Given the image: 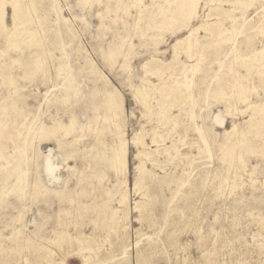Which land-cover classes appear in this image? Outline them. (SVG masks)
<instances>
[{"label": "rangeland", "instance_id": "374dc122", "mask_svg": "<svg viewBox=\"0 0 264 264\" xmlns=\"http://www.w3.org/2000/svg\"><path fill=\"white\" fill-rule=\"evenodd\" d=\"M18 1L16 27L0 7V264H264V0H197L192 21L187 0ZM134 136L152 159L141 220Z\"/></svg>", "mask_w": 264, "mask_h": 264}, {"label": "bare ground", "instance_id": "6f19581e", "mask_svg": "<svg viewBox=\"0 0 264 264\" xmlns=\"http://www.w3.org/2000/svg\"><path fill=\"white\" fill-rule=\"evenodd\" d=\"M196 1L197 0H187V5L185 7L186 8L185 11L187 12L186 13V16H190L191 21L195 17V4H196ZM9 4L12 7V16L11 17H12V19L14 21V25L16 27L17 26L16 21L19 20L18 19L19 18V15L17 13L20 10V1H18V0H11V1L1 0L0 1V7L1 8H5V6H7ZM1 11H3V10H1ZM172 19H174V15L171 16L170 20H172ZM5 27L6 26H5V23H4V13H1L0 14V31H4L5 30ZM196 30H197V27L192 28V30H190V32H189V35H195L196 34ZM185 39H187V36L184 39H181V38L180 39H176V41L173 44V47L178 46ZM195 53H196V51H195ZM256 54H257V59H256L257 67L260 70V69H262V64L264 63V47L262 49H260L259 51H257ZM127 65H129V64H127ZM145 66H144V68H145ZM125 70H126V68H125ZM260 72H261V70H260ZM171 90H177L178 93L184 94V95L186 94V91H187L186 88H185V86H183L182 84H180V82H178V84H177L176 87L171 88ZM131 92H132V90H131ZM137 99H139V97ZM182 99H183L182 102L176 104V107H177V110H178V113L179 114L185 112V108H186V105H187L186 104L187 95H186V97H183ZM141 100L143 102L144 99H141ZM141 100H139V101H141ZM173 103H171V104L168 105V104H166V102H162V104H161V110H163V112H166L168 110V108H170L171 106L174 105ZM122 105H123V98L120 97L118 91H116L115 89L111 88L108 85V83H105V103H104V109L106 111V118L105 119L106 120H114L119 115L120 110L122 109ZM173 117H175V116H173ZM165 118H166V116L164 117L163 120H165ZM216 119H217V121L219 123L222 122V119L219 116H216ZM175 120H176V118H175ZM231 131H233L234 133L235 132L238 133L236 130H234V126H232ZM120 138L121 137H118L119 143L117 145H110L109 146V149L112 151V156H111L110 162H111V165L113 166V168L115 169V171L117 173L122 174V176L124 177L125 176V172H126V165H127V162H126V155H127L126 148L127 147H126V142L124 140L122 141L123 138L121 140H120ZM131 140H132V142L135 145H140L142 147V149L136 153V157L139 160V162H138V164L136 166V169H137L138 172H137V175L134 178L133 184H132L133 190L135 192H137V193H140L143 196V198H144V200L137 201L136 204H135V206H134V208L138 209V211L140 212V218H139V220H141L142 219V215L145 213L146 210H148L149 208L152 207V204H153V201H154V196H152L148 192V188L145 187V183H144L146 174L147 173L148 174L151 173V170L144 168L145 160L146 159H150V154H146L145 153V147H144V142H143V139L142 138H140L139 136H134V137H132ZM105 147H106V145H105ZM106 149H107V147H106ZM150 161H152V159H150ZM153 164H155V163H153ZM57 169H58V167L55 166V165H53L50 162V158H47L45 160V169L44 170L47 172V174L52 175L53 172L55 170H57ZM181 177H183V174L179 175L178 178H176L177 183H179L178 181L181 179ZM18 178L20 179V177H18ZM36 181H37L36 184H37V187H38L37 189L38 190H37V192H36L35 195H36V199H37L38 197L40 198V196L41 197L46 196L47 193H49V189L46 188L41 183L40 179L39 180L36 179ZM18 182L21 183L20 180H18ZM33 185H34V183H33ZM33 185H32V187L34 188ZM180 185H181V183H180ZM15 186H16V183H14V184L11 183L9 187L10 188H13ZM56 193H59V195H60L62 193V191H56ZM32 195H34V194L32 193ZM125 198H126V194L125 193L121 194V197L119 199V202L122 204V206H125L124 205L125 204ZM125 207H124V209H127V207L126 208ZM127 214H125V210L123 211V214H120V215L117 214L116 211H115L113 213L112 222L115 223L116 225H120L122 228L126 229L127 228V225H128V217H127ZM139 241H140V239L137 238V240H136V244L137 245L139 244ZM54 249H58L61 252V254H62V253H64L66 251V245H63L62 242L53 243L51 245L50 249L47 250V255H50V254L54 253L55 252ZM49 264H56V263L50 262Z\"/></svg>", "mask_w": 264, "mask_h": 264}]
</instances>
